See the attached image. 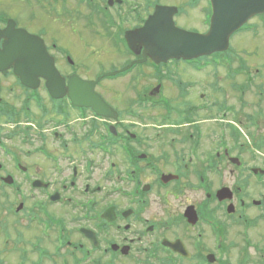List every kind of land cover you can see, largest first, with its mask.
Instances as JSON below:
<instances>
[{
    "label": "flooded vegetation",
    "instance_id": "obj_1",
    "mask_svg": "<svg viewBox=\"0 0 264 264\" xmlns=\"http://www.w3.org/2000/svg\"><path fill=\"white\" fill-rule=\"evenodd\" d=\"M15 3L1 0L0 53L15 29L49 57L0 55V264L264 257L263 64L231 44L246 28L226 50L165 59L126 33L159 8L204 33L209 0ZM84 30L98 39L83 43L91 70L72 49ZM96 79L108 115L74 105Z\"/></svg>",
    "mask_w": 264,
    "mask_h": 264
},
{
    "label": "water",
    "instance_id": "obj_2",
    "mask_svg": "<svg viewBox=\"0 0 264 264\" xmlns=\"http://www.w3.org/2000/svg\"><path fill=\"white\" fill-rule=\"evenodd\" d=\"M210 1L212 15L209 30L205 34L186 32L175 28L171 20L172 13L167 9L164 10L168 12L157 9L142 28L127 34V39L130 40V36L141 37L142 40L152 43L153 51L156 54L163 55L165 59L170 57L201 56L214 51L224 50L227 47L228 38L231 33L252 16L264 13V0ZM163 15L167 17V21L163 20ZM8 33L11 38L5 48L6 53L3 55L10 57L35 56L40 58L48 56L43 46L40 48L35 46L36 41L29 34L20 30H11ZM22 64L20 63V65ZM27 64L32 65L33 63L25 62V65ZM35 65L43 67L46 65V62H37ZM42 70L44 69L42 68ZM93 84V82L82 84V88L89 89V93L84 94L82 98L74 95V98H79L74 103L91 107L99 114L104 109L106 110V105L94 94Z\"/></svg>",
    "mask_w": 264,
    "mask_h": 264
},
{
    "label": "rangeland",
    "instance_id": "obj_3",
    "mask_svg": "<svg viewBox=\"0 0 264 264\" xmlns=\"http://www.w3.org/2000/svg\"><path fill=\"white\" fill-rule=\"evenodd\" d=\"M17 4L18 0H14ZM1 0H0V8H1ZM8 8L11 9L9 6ZM27 7H25L26 9ZM204 16L201 15L199 17V21L194 24L195 27H197L199 30L203 31L204 27L202 25ZM187 18L180 19V22L186 21ZM92 30H84L80 32V41H78L76 46H73V52L76 54L78 59H80L82 62H85V65L91 70L92 67H95V60L93 58L96 56L94 51L92 49L88 50V47H85L83 43L85 41H98V39L93 35ZM100 41V40H99ZM75 42V41H74ZM232 48H235L237 52H240L239 50L244 51V56H249L250 60L253 58L257 59V63H259V66L263 64L261 67L264 71V16H260L259 18L251 19L247 26L246 31L244 33L237 34L231 41ZM232 53L234 51L232 50ZM255 54V55H254ZM81 62V63H82ZM253 66V65H252ZM95 70V69H94ZM94 70H92L94 73ZM91 72H88L89 76L92 75ZM87 74V75H88ZM114 85H111V89L108 91V93L112 92ZM119 89L123 90L122 85L117 86ZM224 91L230 95L232 89L229 86L224 87ZM155 133V132H154ZM264 234V232H263ZM263 239V241H262ZM262 239L256 238L261 244L264 245V238ZM256 240H253L255 242ZM255 244V243H254ZM224 250L226 251L227 247L225 245ZM246 254H250L249 258L253 263L256 264H264V257H260L259 255L254 254L251 250H247ZM252 254V255H251Z\"/></svg>",
    "mask_w": 264,
    "mask_h": 264
}]
</instances>
